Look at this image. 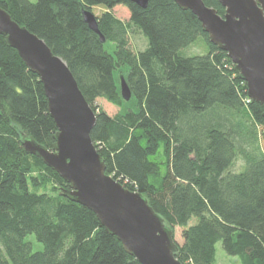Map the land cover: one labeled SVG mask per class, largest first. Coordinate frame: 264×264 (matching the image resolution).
Masks as SVG:
<instances>
[{"label":"trees","instance_id":"1","mask_svg":"<svg viewBox=\"0 0 264 264\" xmlns=\"http://www.w3.org/2000/svg\"><path fill=\"white\" fill-rule=\"evenodd\" d=\"M203 1L223 15L217 0ZM118 5L128 9L127 21L113 13ZM0 7L66 62L95 112L90 137L105 173L146 197L173 232L180 229V262L214 264L220 242L241 264H264V150L256 144L264 107L249 99L234 64L190 10L173 0L146 7L0 0ZM95 7L104 42L82 17ZM135 31L146 39L136 51L129 44ZM200 36L205 51L183 55ZM98 98L118 112L108 114ZM55 132L39 77L0 34V264H141L90 209L61 193L68 183L56 171L24 150L22 135L51 149ZM237 157L240 171L230 169Z\"/></svg>","mask_w":264,"mask_h":264},{"label":"water","instance_id":"2","mask_svg":"<svg viewBox=\"0 0 264 264\" xmlns=\"http://www.w3.org/2000/svg\"><path fill=\"white\" fill-rule=\"evenodd\" d=\"M128 1L140 7L148 3ZM173 1L196 16L208 40L226 52L245 81L247 96L264 107V0H217L224 8L223 15L203 0ZM82 17L104 42L95 14L82 9ZM0 34L39 77L48 113L56 126L51 149L22 135L24 150L56 171L68 183L61 193L90 209L104 229L116 236L123 249L141 264H184L175 257L178 246L173 229L153 210L146 197L105 173V163L90 137L95 112L66 62L2 7ZM119 85L121 97L129 100L131 91L121 73Z\"/></svg>","mask_w":264,"mask_h":264},{"label":"rangeland","instance_id":"3","mask_svg":"<svg viewBox=\"0 0 264 264\" xmlns=\"http://www.w3.org/2000/svg\"><path fill=\"white\" fill-rule=\"evenodd\" d=\"M31 1H36V0H31ZM100 11H101V7L93 8L94 14H99ZM112 11L115 14V16H117L118 18H120L123 21H127L129 18V11L125 6H120V5L115 6ZM200 37L201 38H199L195 43L181 49V53L183 55H194V54L204 52L206 47H207V44H206V41L204 40V38L202 36H200ZM110 44H112V43H110ZM129 44H130V47L134 51H136V50H139V49H142L145 47L146 39L140 32L135 31V32H132L129 34ZM110 47H106V48H107V50L112 51V49ZM95 103H96V105H98L100 108L104 109L110 115L116 114L119 110V107L117 105L107 101L104 98H98ZM209 114L213 117V115L215 113L211 110ZM256 131H257V140H256L257 143L256 144L258 145L259 148L264 150V138L262 136V128L259 126L258 128H256ZM242 162H243L242 159L240 157H237L234 160L230 169L240 171L244 167V164ZM30 239L34 240L33 237H30ZM174 239L178 243L182 242V238L180 236V229L178 227H175ZM41 247H42V245L36 241L35 245H34V249L41 248ZM215 248H216V255H215V263L214 264H241L239 261V258L237 256L228 255L223 250L220 242H217L215 244Z\"/></svg>","mask_w":264,"mask_h":264},{"label":"built area","instance_id":"4","mask_svg":"<svg viewBox=\"0 0 264 264\" xmlns=\"http://www.w3.org/2000/svg\"><path fill=\"white\" fill-rule=\"evenodd\" d=\"M250 99V98H249Z\"/></svg>","mask_w":264,"mask_h":264}]
</instances>
